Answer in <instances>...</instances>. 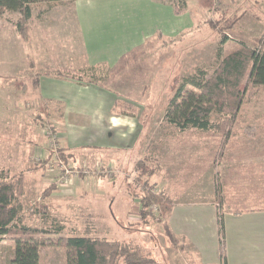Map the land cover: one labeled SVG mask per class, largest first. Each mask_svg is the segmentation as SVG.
Here are the masks:
<instances>
[{
    "label": "rangeland",
    "instance_id": "374dc122",
    "mask_svg": "<svg viewBox=\"0 0 264 264\" xmlns=\"http://www.w3.org/2000/svg\"><path fill=\"white\" fill-rule=\"evenodd\" d=\"M163 1L184 3L188 13L183 15L172 9L169 13L163 5L159 6L163 20L177 28L170 34L160 35L152 32L153 28L149 31L150 25L144 18V0H125L121 5L105 0L38 2L31 5L32 20H26L21 12L0 9V180L31 166L24 172L23 187H62L58 180L61 167L48 171L50 158L62 160L80 173L72 185L75 187L74 194L70 195L73 199L66 202V210L56 208V212L49 214L33 200H26V208L21 203L24 222L28 217L32 227L49 231L36 235L47 242L41 250L40 264H66L65 247L54 239L59 235H81L87 226L95 236L138 245L157 259L158 264L183 263L176 255L181 249L170 245L161 221L149 218L144 223L138 222L146 180L168 192L175 202L182 200L183 205L188 204L189 216L198 224L203 223L207 250L215 247L213 251H217L221 264H225L222 253L227 261L236 229L244 222L236 214H225L224 232H220L215 184L220 183L226 196L233 200L240 193L255 198L257 192L251 188L264 187V85L246 81L236 119V143L232 145L202 134L201 129L181 131L165 118L170 99L186 77L205 71L208 78H213L230 53L243 48L264 49V0H214L211 8L199 6L196 0ZM186 20L187 27L180 28ZM40 21L46 22L44 26H40ZM93 24L96 25L94 32L107 29L103 24L125 30V38L130 39V43L125 41V50L129 52L116 65L88 64L85 54L90 57L91 44L96 42L100 46L97 53L105 57L109 49L103 52L101 46L106 45L102 41L112 40L109 35L92 40L86 32ZM161 25L164 30L165 25ZM81 27L82 39L77 31ZM127 28L140 32L145 28L143 35L147 38L142 42L138 31ZM54 34L58 35L57 39ZM40 41L47 47L39 50L50 53L45 54L44 60L51 59L54 63L32 64L26 57L22 58L20 51L25 53L26 47L32 45L39 47ZM134 41L143 44L131 51L126 44ZM82 42L88 49L86 53ZM91 57L95 58L96 54ZM57 70L59 78L71 80L75 76L81 79L75 80L101 85L113 93L117 99L114 100L115 114H119L116 121L134 129L135 136L141 132L135 144L137 148L128 153L133 158L127 167L125 163L96 161L88 150L73 152L59 137L62 128L59 112L41 116L36 109L39 102L32 95L37 90V76ZM15 104L18 108L14 106V110ZM223 116L214 111L212 121L218 122ZM29 123L43 142L31 136ZM248 126L254 128L253 136L245 133ZM38 146H43L45 153L39 162L34 154ZM31 151L30 158L26 159L25 154ZM139 164L148 170L142 176ZM235 206L240 207V203L235 202ZM187 243L190 246L185 243L184 250L188 247L196 255L202 251L196 244ZM13 247L8 237L1 240L0 264H13Z\"/></svg>",
    "mask_w": 264,
    "mask_h": 264
},
{
    "label": "trees",
    "instance_id": "16d2710c",
    "mask_svg": "<svg viewBox=\"0 0 264 264\" xmlns=\"http://www.w3.org/2000/svg\"><path fill=\"white\" fill-rule=\"evenodd\" d=\"M57 1L60 0H0V9L21 12L27 20L32 14V4ZM196 1L204 8H211L214 4V0ZM176 5L177 12H180L184 3L177 1ZM225 39H228L227 35ZM133 50L136 48L131 51ZM49 74L61 76L59 70ZM72 79L81 80L75 76ZM246 81L257 86L264 85V49L243 48L230 53L224 58L213 78H208L205 71L186 77L170 99L165 118L181 131L189 128L201 129L202 134L212 135L221 143L232 145L236 143L235 137L238 133L236 119L243 103ZM214 111L224 115L218 122L212 121ZM245 133L253 136L255 130L248 126ZM27 170L30 168L14 175L4 176L0 180V242L8 237L14 243L11 255L13 264H40L41 250L47 242L44 239L39 240L36 235L49 232L26 225L21 215L23 208L20 199L24 193ZM138 171L142 176L148 170L146 166L139 164ZM251 189L257 192L255 198L250 199L244 196V193H240L233 200L232 197L226 196L220 183L215 184V204L221 233L225 228V214L264 210L262 204L264 187ZM235 202H239L240 207H236ZM140 203L141 220L138 222L144 223L149 218L161 221L170 245L184 250L185 242L179 239L169 223L164 220L175 205L171 195L163 189L159 190L154 185H150L149 180H146ZM153 205L159 207L158 215L154 214ZM88 216L91 223V214ZM59 236L54 242L65 247L66 264H158L157 259L146 254L138 245L95 236L88 226L81 235ZM225 258L222 253V259L226 264Z\"/></svg>",
    "mask_w": 264,
    "mask_h": 264
},
{
    "label": "crops",
    "instance_id": "0c3cea01",
    "mask_svg": "<svg viewBox=\"0 0 264 264\" xmlns=\"http://www.w3.org/2000/svg\"><path fill=\"white\" fill-rule=\"evenodd\" d=\"M106 1H108L109 4L121 5V2L125 0H105V2ZM144 1L146 2L144 18L147 20V24L150 25L149 31L153 28L152 32L157 31L160 35L161 33L170 34L177 29L176 26L172 27L168 24L166 19L163 20L161 17L162 12L160 11L162 8L159 7L163 5L165 12L170 13L171 9L173 12H177L176 3L163 0ZM187 8L181 9V14L187 15ZM32 15L33 12L29 18L30 20H32ZM74 15L78 16L79 14L76 13ZM191 18L189 21L192 25V15ZM62 21L66 22L64 20ZM44 23L46 22L40 21V26H44ZM161 23L165 25L164 30ZM187 25L188 21L186 20V22H182L180 28H185ZM103 26L107 29L94 32L93 28L96 29V25L93 24L86 33H90L89 36L94 41H97L96 38L100 40L106 35H109L108 38L112 40L108 42L102 41L106 46H101L104 48L102 49L103 52L109 49L105 57H101L97 53L100 46H98V44L96 45V42L91 44L93 52L88 51L90 57L88 54H85V56L90 65L114 66L127 52H129V50H125V41L130 43V39L125 38V30L121 31L118 28H112L113 25L108 24H103ZM81 29L83 30L81 27L77 31H79L78 37L82 39L83 33ZM129 30L138 31L140 33V39H138L142 42L147 38L143 35L146 32L145 28H142L141 32L139 29H128V31ZM53 37L57 39L58 35L54 34ZM73 38H75V36H73ZM35 42L36 41H34V43ZM84 42H82L83 48L86 46ZM27 43L30 44L32 42ZM40 43L41 46L39 47L35 45H32L33 47L31 48H29L30 46L26 47L28 49H26L25 53L20 51L22 58L26 57L32 64L40 65L42 63H54V61L49 58L47 59L50 61L44 60L45 56L50 55V53L48 51L43 52L39 50V48L47 47L43 41H40ZM141 43L134 41L131 45L126 44V46L134 49L140 46ZM84 50L86 53V50H88L87 47L84 48ZM55 54L56 53H54V56ZM92 54H96V57L92 58ZM48 72L49 71L39 73L35 84L37 90L34 89L32 95L34 99L37 98L39 102L36 104V109L40 111L41 116L43 113L52 116V112H59L62 124V128L60 127L61 129H59V137L64 139L65 145L73 152L79 149L88 150L87 152L91 153H88L90 157H93L96 161L97 159H101L111 164L112 162L114 164L116 163L117 165L119 163H125V167H127L133 158V156L128 153L134 152L137 148L135 144L141 132L135 136L134 129L125 127V122L119 123L116 121L119 118V114H115L114 100L117 99L113 97V93L101 87V85L86 84L75 79L67 80L53 76ZM14 106L18 108L17 104L13 105V109ZM57 120L56 118L55 121L57 122ZM27 128L31 131L30 134L33 138H38L37 141L42 140L43 142V138L40 137V134L35 133L30 123ZM35 149H37V152L34 151L36 157L45 156L43 146H38V148ZM31 154L32 151L28 154L26 153V159L30 158ZM29 167L31 166H27L23 169ZM75 182L71 184V187ZM72 188L73 189H65L63 187H25V193L22 196L21 203L24 205L26 200L27 202L33 200V202L37 204V207H45L49 214H51V212H56V208L58 209L57 211L62 208L66 210V202L73 199L70 195L74 194L73 190L75 187ZM41 189L43 190L42 196L40 195ZM174 203L173 210L165 218L166 221L180 240H183L188 246H190V244H188L187 241L193 245L196 244V246L202 249V251L199 250V252H197V255L188 247L185 250H179V253L176 255L180 261H183V263L179 262V264H221V259L217 251H213L215 247L207 250L206 244H204L205 234L203 223L198 224L197 221L189 216L187 203L183 205L182 200L174 201ZM23 208H26L25 205ZM236 215H238L244 223L236 229L233 248L228 251L227 264H264V210L248 211L237 213ZM28 220L29 218L27 217L24 223L28 226H32L28 223Z\"/></svg>",
    "mask_w": 264,
    "mask_h": 264
},
{
    "label": "built area",
    "instance_id": "2783aa9c",
    "mask_svg": "<svg viewBox=\"0 0 264 264\" xmlns=\"http://www.w3.org/2000/svg\"><path fill=\"white\" fill-rule=\"evenodd\" d=\"M42 159H43L42 156L36 157V160L38 162L41 161ZM53 160H55V162H52ZM47 165H50L48 167L49 171H55L56 167L60 166L61 167V171H60L61 174L58 178L59 184L65 189L66 188L67 189H73L71 187V184L74 183V181L77 179L78 174H80L79 171L69 168L65 162H63L62 160H58L57 158H50V162ZM152 210L154 212H159V207L157 205H153Z\"/></svg>",
    "mask_w": 264,
    "mask_h": 264
}]
</instances>
